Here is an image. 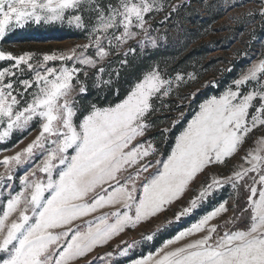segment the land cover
<instances>
[{"label":"snow or ice","instance_id":"1","mask_svg":"<svg viewBox=\"0 0 264 264\" xmlns=\"http://www.w3.org/2000/svg\"><path fill=\"white\" fill-rule=\"evenodd\" d=\"M220 11L253 33L256 24L264 26V0H0V41L29 23L67 27L84 39L44 53L0 49V62L7 63L0 68V144L37 132L0 159V264H77L169 211L200 175L226 167L242 149V162L227 175L209 173L173 218L86 264H264V48L219 96L199 105L170 145L189 98L180 90L198 78L196 60L187 71L172 67L176 56L152 59L119 102L85 103L93 91L119 96L122 73L134 61L168 46L187 50L188 16ZM173 100L180 101L175 109ZM173 110L179 115L169 123L162 116ZM225 189L228 196L210 211L155 251L134 256ZM102 209L110 211L96 215Z\"/></svg>","mask_w":264,"mask_h":264},{"label":"rangeland","instance_id":"2","mask_svg":"<svg viewBox=\"0 0 264 264\" xmlns=\"http://www.w3.org/2000/svg\"><path fill=\"white\" fill-rule=\"evenodd\" d=\"M245 10V8L236 9L237 12H244ZM183 12L184 10L181 9V15H183ZM227 16L228 13L223 11L214 12L210 15L195 12L188 16L187 22L184 25L191 35V40L187 44V50L168 46L155 52L151 58L133 62V65L141 64L144 67V69L142 68V70H140L141 74V72L152 63V59L158 57L176 56L178 57V64L173 65L172 67H185L187 71H193V68L189 64L191 60L198 61L195 65V71L198 74V78L195 81L189 82L180 90L182 96L189 97L188 99L183 100V106L179 109V112L185 113L184 118L189 116L184 122L182 128L186 126L187 122L195 115V112L198 111L199 105L202 102L210 99L212 96H219L225 90L226 86L230 84L232 79L238 75L241 69L246 68L252 60H255L262 48H264V26L256 24L253 33L251 25L233 24L227 19ZM171 19H176L175 14L172 15ZM256 19L258 20L259 17H256ZM155 26L157 28L164 27L161 24H156ZM172 26V24L167 25L168 28H171ZM205 29H210L209 33L207 35H200ZM253 35L255 36V39H253ZM83 42L84 39L81 33L70 30L67 27L29 23L24 28L11 32L0 41V49L10 51L14 54H20L24 51L44 53L50 52L54 49H67L72 45ZM244 52H248L251 59L245 58L242 55ZM6 66V62H0V68ZM228 68H231L232 71H223V69ZM92 93L94 94L96 92L93 91ZM191 94H194V96ZM92 97L93 96L87 97L85 103L87 104L88 101H92ZM179 103L180 101L173 100V108L175 109V105ZM179 112L173 110L172 112L164 113L162 118L166 117L168 122L171 123V120L177 117ZM182 122L183 121L179 124ZM35 127L36 126L34 125L33 128L35 129ZM36 134L37 132L35 130L31 131V134L26 132L23 136L19 133L14 134L8 143L0 144V148L11 149L10 151L0 152V159H2L4 155H13L15 151H19L21 148L25 147ZM149 135H156V132H151ZM260 135L261 132H256L253 139ZM21 139H23V143L18 144L17 142ZM13 145H16V147H13ZM251 145L252 140L250 139L248 143L244 145V149L249 148ZM243 154L244 150L242 149L239 155L228 160L226 167H210L208 171L203 175H200L192 185L193 191L188 192L184 198L180 202L174 204L169 211H166L150 222L141 224L134 230H126L124 233L113 238L107 245L99 246L94 249L92 253L88 254L87 257L81 258L77 264H86V260H91L96 256H103L105 253L112 251L117 245H121V241L140 239L142 233L148 234L149 232L154 231L163 221L173 218L174 214L180 210L181 206L186 205L187 201L195 195V190L202 182L210 180L209 173H216L217 175L229 174L233 164L242 162L240 157ZM228 194L229 190L225 189L217 199L212 202V204H208L204 208H201L195 216L184 219L180 223L173 224L161 232H158L154 241H145L135 250L134 256H140L147 254L149 251H155V249L166 239L171 238L177 231L194 222L205 211H210L213 204L226 198ZM105 211H110V209H102L100 210V213H97L96 215ZM227 215H231V213H228ZM226 218L227 217L225 216L224 219ZM219 222L221 221H213V223ZM196 238L198 237L194 236L191 239ZM120 264H127V259L121 260Z\"/></svg>","mask_w":264,"mask_h":264},{"label":"trees","instance_id":"3","mask_svg":"<svg viewBox=\"0 0 264 264\" xmlns=\"http://www.w3.org/2000/svg\"><path fill=\"white\" fill-rule=\"evenodd\" d=\"M144 69V67L141 64H134L132 67L128 70H126L124 73H122L121 80H120V95L116 96L112 92H108L106 94L102 93L99 96H97L96 93H89V96H93L91 99L94 101L98 106H107L110 103L114 104L121 100L127 93L128 85L131 83V81L140 75V70ZM189 118V116L185 117L183 122L181 124H178L175 129L171 133V141L170 144L173 142V138L176 136V134L182 129V126L184 122Z\"/></svg>","mask_w":264,"mask_h":264}]
</instances>
